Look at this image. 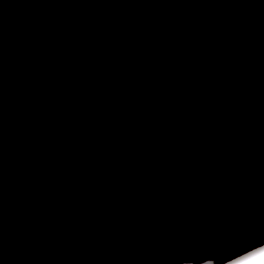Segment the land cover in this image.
I'll use <instances>...</instances> for the list:
<instances>
[{"label": "water", "instance_id": "obj_1", "mask_svg": "<svg viewBox=\"0 0 264 264\" xmlns=\"http://www.w3.org/2000/svg\"><path fill=\"white\" fill-rule=\"evenodd\" d=\"M260 247L264 0H0V264Z\"/></svg>", "mask_w": 264, "mask_h": 264}, {"label": "snow or ice", "instance_id": "obj_2", "mask_svg": "<svg viewBox=\"0 0 264 264\" xmlns=\"http://www.w3.org/2000/svg\"><path fill=\"white\" fill-rule=\"evenodd\" d=\"M208 264H213V261L208 260ZM229 264H264V247L248 252L238 259L230 260Z\"/></svg>", "mask_w": 264, "mask_h": 264}]
</instances>
